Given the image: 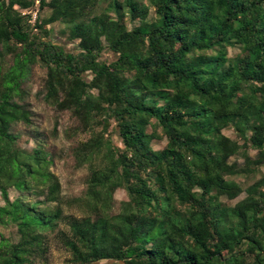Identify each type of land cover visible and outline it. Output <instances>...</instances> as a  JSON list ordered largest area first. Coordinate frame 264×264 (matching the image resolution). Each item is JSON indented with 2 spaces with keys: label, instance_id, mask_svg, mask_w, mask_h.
<instances>
[{
  "label": "trees",
  "instance_id": "obj_1",
  "mask_svg": "<svg viewBox=\"0 0 264 264\" xmlns=\"http://www.w3.org/2000/svg\"><path fill=\"white\" fill-rule=\"evenodd\" d=\"M37 65L85 137L71 156L86 192L66 203L49 153L13 132L32 124ZM263 165L264 0H0V228L15 229L0 264H49L54 239L71 264H264V176L231 178Z\"/></svg>",
  "mask_w": 264,
  "mask_h": 264
},
{
  "label": "rangeland",
  "instance_id": "obj_2",
  "mask_svg": "<svg viewBox=\"0 0 264 264\" xmlns=\"http://www.w3.org/2000/svg\"><path fill=\"white\" fill-rule=\"evenodd\" d=\"M32 14L33 21H35L37 13L28 12ZM49 12L45 11L42 16H48ZM130 28L138 25L137 22L129 23ZM62 25H53V39L56 42L67 45L68 48H72L73 45L65 42L59 38V34ZM235 51H232L233 54ZM114 57H110L109 60H113ZM46 76V71L41 66H35L28 74V78L24 84L25 89V103L29 106L33 113L32 124L27 126L23 123H19L13 126V132L20 136V143L23 147L32 149L38 145H42L45 151L49 153L52 160V166L50 170L58 177L61 184V197L66 203L73 198L82 197L86 192V179L88 177L87 168H77L75 161L71 156V149L76 145L80 139H84L82 134L76 135L72 138L69 137V133L73 128H76L77 122L71 116L70 113H58L54 107L48 105L45 102V96L42 92L43 81ZM231 138H236L233 130L229 129L224 132ZM116 144L119 141L116 140ZM167 144V140L161 141L154 140L152 147L155 150L163 149ZM249 154L255 157L256 151L249 149ZM231 162H237L240 165L244 164V157L237 155L230 160ZM264 176V165L251 175H239L231 177L237 183L241 184L244 189L252 185L254 182ZM9 196L11 200H15L19 197V193L15 189L9 190ZM245 193L239 198L230 201L231 205H235L238 201L245 197ZM34 200L43 201L44 197H35ZM127 200L125 191L119 190L115 194V213L119 211L120 203ZM223 202H227V199H222ZM0 204L3 205L4 201L0 196ZM66 214H75L80 217L83 213L77 208H69L64 206ZM0 233L6 236L14 238L15 229H3L0 228ZM1 239V238H0ZM71 255L65 250L59 243L58 239H54L51 243L50 263L49 264H71ZM111 264V263H110Z\"/></svg>",
  "mask_w": 264,
  "mask_h": 264
}]
</instances>
